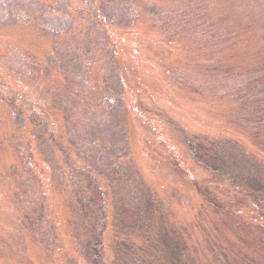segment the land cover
<instances>
[{"label": "rangeland", "instance_id": "374dc122", "mask_svg": "<svg viewBox=\"0 0 264 264\" xmlns=\"http://www.w3.org/2000/svg\"><path fill=\"white\" fill-rule=\"evenodd\" d=\"M195 139L264 181V0H0V264H264Z\"/></svg>", "mask_w": 264, "mask_h": 264}, {"label": "trees", "instance_id": "16d2710c", "mask_svg": "<svg viewBox=\"0 0 264 264\" xmlns=\"http://www.w3.org/2000/svg\"><path fill=\"white\" fill-rule=\"evenodd\" d=\"M218 148L210 140L195 139L190 142L193 158L199 164L210 172L223 175V177L230 179L232 183L240 186L247 194L246 200L248 202H264V181L259 176H233L231 174L228 176L231 157L227 154L225 155ZM220 152L223 154H220ZM156 238L154 244L156 250L154 251L160 254L164 264H195L189 256L187 242L181 236L179 238L177 231L160 230ZM128 248L130 249L131 246ZM219 263L234 264L229 262L224 256L220 257Z\"/></svg>", "mask_w": 264, "mask_h": 264}]
</instances>
